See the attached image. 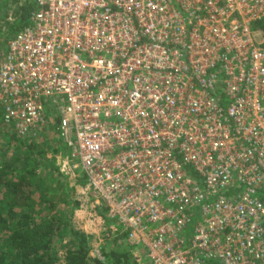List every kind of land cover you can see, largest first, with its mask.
I'll list each match as a JSON object with an SVG mask.
<instances>
[{
  "label": "built area",
  "instance_id": "obj_1",
  "mask_svg": "<svg viewBox=\"0 0 264 264\" xmlns=\"http://www.w3.org/2000/svg\"><path fill=\"white\" fill-rule=\"evenodd\" d=\"M35 2L2 121L52 111L138 264H264V0Z\"/></svg>",
  "mask_w": 264,
  "mask_h": 264
},
{
  "label": "trees",
  "instance_id": "obj_2",
  "mask_svg": "<svg viewBox=\"0 0 264 264\" xmlns=\"http://www.w3.org/2000/svg\"><path fill=\"white\" fill-rule=\"evenodd\" d=\"M35 8V0H0V34L6 43L0 53L7 50L6 39L30 24ZM217 92L227 105L222 89ZM41 133L31 138L11 128L8 144L0 145V264H138L130 254L121 256L106 246L99 254L93 251L92 234L73 220L81 205L76 182L86 183L87 176L79 172L72 182L57 157L45 153L48 141L37 137ZM65 238L71 245L61 254Z\"/></svg>",
  "mask_w": 264,
  "mask_h": 264
},
{
  "label": "rangeland",
  "instance_id": "obj_3",
  "mask_svg": "<svg viewBox=\"0 0 264 264\" xmlns=\"http://www.w3.org/2000/svg\"><path fill=\"white\" fill-rule=\"evenodd\" d=\"M3 31L0 28V32ZM6 41H8L6 39ZM8 43V42H7ZM6 43L3 36L0 34V52L4 50ZM52 107V106H51ZM50 108V107H49ZM51 110L47 112V119L45 122L46 129L42 132L40 136H37L40 140L41 138H47L48 144H44V150L47 155H55L57 157V162L61 164L62 169L66 170L70 174L72 182L75 180V176L80 172V168L76 164L75 158L71 155L67 147H64L60 140H63L59 135V130L57 128V121L54 119ZM0 124V145L4 143L6 146L7 138L11 137L6 134L11 126L6 125L1 121ZM5 128H4V127ZM8 128V130L6 129ZM10 127V128H9ZM27 137L34 138L35 135H26ZM13 149L8 151V156H11ZM77 179V178H76ZM75 196L81 200L80 207L76 208L73 214V220L75 224L90 234H92L91 244L93 251L100 253L101 247L106 246L109 249L114 250L121 256L125 254H130V258H134L135 251L139 252V248L134 245L129 244V242L119 233L117 228V222L115 219L111 218L107 212L106 206L100 202L98 203L90 192V186L88 185V180L86 183L76 182ZM71 245V241L65 238L60 246L61 254L67 246Z\"/></svg>",
  "mask_w": 264,
  "mask_h": 264
}]
</instances>
